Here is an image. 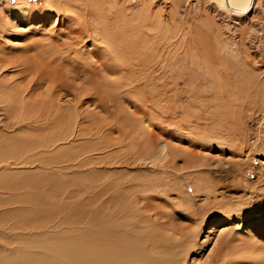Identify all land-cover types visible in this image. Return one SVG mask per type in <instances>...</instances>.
<instances>
[{
    "label": "rangeland",
    "instance_id": "1",
    "mask_svg": "<svg viewBox=\"0 0 264 264\" xmlns=\"http://www.w3.org/2000/svg\"><path fill=\"white\" fill-rule=\"evenodd\" d=\"M255 9L232 22L208 0L2 1L0 79L25 88L34 105L76 113L80 134L59 143V173L37 162L4 167L20 161L6 155L19 130L8 135L0 124V264H30L56 248L61 264H93L94 226L102 231L111 211L137 196L155 208H147L152 219L170 218L179 230L218 213L188 264H213L226 251L256 264L250 259L264 253V0ZM160 144L162 162L153 159Z\"/></svg>",
    "mask_w": 264,
    "mask_h": 264
},
{
    "label": "bare ground",
    "instance_id": "2",
    "mask_svg": "<svg viewBox=\"0 0 264 264\" xmlns=\"http://www.w3.org/2000/svg\"><path fill=\"white\" fill-rule=\"evenodd\" d=\"M2 1L4 0H0V3H2ZM208 1L209 7H211L214 12L228 17V19H230L232 22L248 19L251 13L256 10L255 8L260 2V0ZM249 12L251 13L248 15ZM260 21H262V19ZM228 26H230V29H232L230 23ZM187 38L188 37H186V39ZM146 47L148 49V46ZM192 53H194L196 56V53L198 52L195 53L192 51ZM126 55L128 54L126 53ZM122 60L123 59H119L116 61L117 64L119 65ZM221 77L219 75V79L216 81L218 84H221ZM217 87H219V85ZM28 98L29 96L26 93L25 88H12L10 85H7L0 79V124L3 122V126H1L3 129L1 128V130L4 131L5 129L7 132L6 134L8 135L12 131V129L11 131L8 129L10 127H13V130L16 132L19 130V134L14 135V138L18 137L19 141H17V145H14L12 148L13 154L11 151H9L10 153L6 155H9L13 158L16 157L17 160L20 159V161L16 162L13 160L10 162L6 160L7 163H4L3 166L8 167V163H11V165L14 167L24 165L23 163L28 164V162H37L36 165H38L40 168L44 170L46 169V171L51 170L52 172L59 173V163H61V160H59V158H61L59 152H62V150H59V143L62 144L75 141V138L80 134L79 118L73 116L76 114H74V112L71 116H63L61 109L54 111V102L49 105L46 104V106L37 103L34 105L30 102V100H28ZM55 112L60 115V119L57 121V123L53 122V124H51V121L55 120ZM65 112L64 114L67 113ZM52 113L54 117L52 116ZM1 116L4 119H1ZM76 116L78 117V115ZM62 118H65L63 124L65 122V124H67L64 126V128L62 126ZM12 136L13 135H11V137ZM14 142L12 143L14 144ZM156 156H158L159 162L164 161L168 156L167 146L163 144L158 145L153 159ZM130 196L132 197L133 195ZM137 197L133 198V200L127 199V202H124L121 206H118V209L115 213L111 211L110 217H106L105 221L103 222V227L100 226L102 231H99V228H97L99 226H94L97 230L96 233L94 232L95 234L93 233L94 248L92 252L93 255L90 258L92 263L188 264L187 259L189 254L195 250V247L199 243L198 236L202 227L206 223H209L211 220L216 218L218 213L212 211L209 216L203 217L202 219L192 218L191 220H193L195 224L185 227L184 230L183 227L179 230L178 227L171 224V221L169 222L168 219L170 218H168L167 221H162L164 218H162V216L159 219L156 218L157 220L152 219L151 217H153V215H149L151 213L150 210L154 211L155 208H151L147 203V208L150 207V210H148L149 208L147 209L146 206L144 207L143 203L142 205L140 204L142 202V197H138L140 199ZM137 199L141 200V202L139 203ZM157 210L156 212H158ZM145 211L150 212L147 214ZM162 212L163 210H161V213ZM155 216L157 215H154V217ZM119 219L122 221H119ZM250 219L253 218L251 217ZM94 222H97V220H94ZM94 224L95 223H93V225ZM190 227L192 228L187 230V228ZM102 242L105 247L101 245ZM49 248H46V250H49ZM59 253L60 252L57 248L53 251L42 250L38 259L32 260L30 264H61ZM246 253L248 257H253L250 255L253 252L247 251ZM250 260L255 261L256 264H264V253H259ZM213 264H239V260H237L236 253L229 255L226 251L224 254L217 257L216 262Z\"/></svg>",
    "mask_w": 264,
    "mask_h": 264
}]
</instances>
